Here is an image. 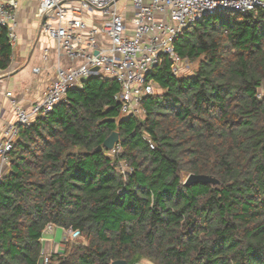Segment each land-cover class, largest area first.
Returning <instances> with one entry per match:
<instances>
[{
  "label": "trees",
  "instance_id": "16d2710c",
  "mask_svg": "<svg viewBox=\"0 0 264 264\" xmlns=\"http://www.w3.org/2000/svg\"><path fill=\"white\" fill-rule=\"evenodd\" d=\"M174 46L198 67H155L145 116H123L119 83L93 74L19 127L0 182V264H42L49 224L81 233L49 264H264V10L207 16ZM12 56L0 24V69ZM113 131L116 150L98 149ZM190 173L219 182L187 186Z\"/></svg>",
  "mask_w": 264,
  "mask_h": 264
},
{
  "label": "built area",
  "instance_id": "2783aa9c",
  "mask_svg": "<svg viewBox=\"0 0 264 264\" xmlns=\"http://www.w3.org/2000/svg\"><path fill=\"white\" fill-rule=\"evenodd\" d=\"M37 1L36 17L42 32L56 42L59 54L80 63L58 66L43 96L29 107L21 105L12 92L6 93L15 121L6 124L0 138V182L18 138L19 127L46 116L66 98L70 89L81 87L91 75L115 79L120 85V91L115 95L120 113L143 117L144 99L156 93V83L149 77L154 68L168 57L174 74L181 75L179 66L186 60L177 54L174 42L185 28L213 14L256 15L264 10V0ZM18 8L19 0H0V24L7 28L13 47L19 40ZM263 94L264 87L261 86L258 97ZM145 138L154 148L153 142ZM121 168L124 172L132 171L123 162ZM54 228L49 224L44 233ZM64 234L62 250L67 241L81 236L79 230L72 228L64 229ZM52 253H43L42 264L50 263Z\"/></svg>",
  "mask_w": 264,
  "mask_h": 264
},
{
  "label": "crops",
  "instance_id": "0c3cea01",
  "mask_svg": "<svg viewBox=\"0 0 264 264\" xmlns=\"http://www.w3.org/2000/svg\"><path fill=\"white\" fill-rule=\"evenodd\" d=\"M37 0H19L17 33L19 40L13 47L12 62L0 69V138L6 124L14 122L7 92L25 107L40 99L56 75L58 66L78 65L79 60L59 54L56 42L41 30L36 17ZM91 22V21H90ZM39 68V71H34ZM264 87V82L262 84ZM64 230V229H63ZM58 228L44 233L43 253L61 252Z\"/></svg>",
  "mask_w": 264,
  "mask_h": 264
},
{
  "label": "water",
  "instance_id": "95a60500",
  "mask_svg": "<svg viewBox=\"0 0 264 264\" xmlns=\"http://www.w3.org/2000/svg\"><path fill=\"white\" fill-rule=\"evenodd\" d=\"M94 70H98V68H94ZM119 132L113 131L105 140L103 145L99 146L98 149L106 148L108 150H113L116 144L119 142ZM219 181L215 177L206 174H188L187 178L184 180V184L189 186L194 183H212L217 184ZM112 264H129L126 260H116L113 261Z\"/></svg>",
  "mask_w": 264,
  "mask_h": 264
},
{
  "label": "rangeland",
  "instance_id": "374dc122",
  "mask_svg": "<svg viewBox=\"0 0 264 264\" xmlns=\"http://www.w3.org/2000/svg\"><path fill=\"white\" fill-rule=\"evenodd\" d=\"M122 5L124 4V2L121 3ZM198 67V61H188L186 60L183 64H181L179 66L180 70H181V74L182 75H189V74H193V72L197 69ZM156 92L159 91L158 86L156 85ZM184 179L187 178L188 174H184ZM60 234L58 236V242L60 243V241H62V239H64L65 234H64V228L62 227H57ZM43 239H45V236H43Z\"/></svg>",
  "mask_w": 264,
  "mask_h": 264
}]
</instances>
